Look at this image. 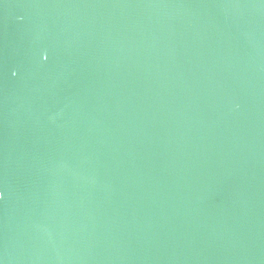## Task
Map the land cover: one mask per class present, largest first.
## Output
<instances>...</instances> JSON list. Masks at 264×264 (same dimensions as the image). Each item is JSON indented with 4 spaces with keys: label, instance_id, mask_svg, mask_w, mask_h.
<instances>
[{
    "label": "water",
    "instance_id": "water-1",
    "mask_svg": "<svg viewBox=\"0 0 264 264\" xmlns=\"http://www.w3.org/2000/svg\"><path fill=\"white\" fill-rule=\"evenodd\" d=\"M0 264H264V0H0Z\"/></svg>",
    "mask_w": 264,
    "mask_h": 264
},
{
    "label": "snow or ice",
    "instance_id": "snow-or-ice-1",
    "mask_svg": "<svg viewBox=\"0 0 264 264\" xmlns=\"http://www.w3.org/2000/svg\"><path fill=\"white\" fill-rule=\"evenodd\" d=\"M3 198V192H0V199Z\"/></svg>",
    "mask_w": 264,
    "mask_h": 264
}]
</instances>
